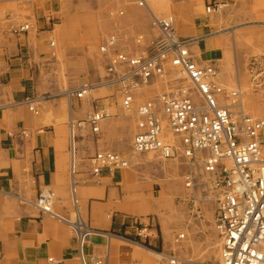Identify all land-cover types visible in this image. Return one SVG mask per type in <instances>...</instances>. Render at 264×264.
I'll use <instances>...</instances> for the list:
<instances>
[{"label": "crops", "instance_id": "0c3cea01", "mask_svg": "<svg viewBox=\"0 0 264 264\" xmlns=\"http://www.w3.org/2000/svg\"><path fill=\"white\" fill-rule=\"evenodd\" d=\"M215 2L221 6L205 13ZM176 7L185 11L176 19L177 34L194 39L195 60L212 64L224 85L245 88L252 112L264 116L262 74L250 65L264 55V0H187ZM29 23L16 31L11 19L0 20V264H84L82 257L91 264L90 254L107 256L108 264H145L149 251L169 248L181 225V188H156L162 166L157 173L145 168L147 179L131 167L91 172L96 151L129 147L134 118L118 97L102 96L104 86L78 97L98 76L88 72L85 57L79 68L67 59L62 72L64 38L48 18ZM94 101L110 113L98 132L79 125ZM44 187L57 216L36 204ZM77 214L94 230L81 251L67 221Z\"/></svg>", "mask_w": 264, "mask_h": 264}, {"label": "built area", "instance_id": "2783aa9c", "mask_svg": "<svg viewBox=\"0 0 264 264\" xmlns=\"http://www.w3.org/2000/svg\"><path fill=\"white\" fill-rule=\"evenodd\" d=\"M144 1L137 0L139 5ZM220 6L219 2L209 3L206 12ZM151 17L161 34L149 50L129 53L119 46L115 35L100 44V50L108 55L101 84L116 86L126 108L135 101L137 89L162 77L168 64L185 81L135 107L136 130L130 149L134 153L155 152L162 158L183 156L209 175L210 187L217 191L214 225L221 244L220 258L214 264H264V117L245 113L240 86L225 87L212 64L195 60L190 51L194 39L177 35L173 15ZM29 28L30 23L25 22L14 30ZM250 65L259 77L262 74L264 83V55L252 57ZM95 85H83L77 96ZM108 115V108L95 101L94 110L79 125L87 123L98 132L100 121ZM165 128L178 137L177 142L164 139ZM89 162L94 175L128 165L126 156L113 150H98ZM193 179L186 176V185H193ZM36 204L42 212L57 216L48 187L39 191ZM67 221L81 251L94 230L78 214ZM82 260L87 264L84 257ZM90 260L91 264H108L107 256L90 254Z\"/></svg>", "mask_w": 264, "mask_h": 264}, {"label": "rangeland", "instance_id": "374dc122", "mask_svg": "<svg viewBox=\"0 0 264 264\" xmlns=\"http://www.w3.org/2000/svg\"><path fill=\"white\" fill-rule=\"evenodd\" d=\"M184 1L187 0H145L143 5H139L137 0H0V20L11 19L15 23V28L18 27L16 25L18 22L23 24L48 18L49 28H54V32L65 40L58 54V59L63 63L62 72L68 68V65L66 67L64 65L67 59H70V67L74 63L76 68H79V57H85L86 64L88 68L90 67L88 72H93L99 78L98 81L88 84H96L92 90L104 86L102 96L119 98L123 109L134 118L135 132L137 121L135 107L145 100H156L161 92L171 89L183 80L179 79L180 76H177L174 68L168 64L162 77L151 79L137 89L135 101L126 108L122 104L121 93L116 86L101 84L105 77L108 55L100 50V44L109 35H115L119 46L129 53L149 50L161 34L159 28L152 24L151 15L157 17L173 15L176 27V19H182L185 13L183 8H177L176 5ZM204 9L207 13L206 8ZM99 72L103 75L102 79ZM91 91L84 94H90ZM245 92L243 88L241 104L244 112L256 118L264 117L252 112L256 106L246 98ZM235 111H238V108L235 107ZM132 136L133 134L129 147L124 151H118L126 156L128 160L126 167L133 168L136 173L142 174L143 178L147 179L145 168L148 167V170L157 173L162 166V173L159 176L154 175L157 176L156 179L153 178L156 188L162 185L167 188V192L178 191L181 188L180 195L176 199V204L182 207L181 225L175 229L169 248L165 251H157L161 253L160 257L150 251L147 252L150 256L148 258L152 259L151 264H170L166 255L176 258V264L216 263L220 257L219 237L214 225L217 191L210 187L209 175L204 174L197 164H193L183 156L162 158L155 152H132L130 149ZM164 139L168 142L178 141V137L166 128ZM133 163L135 165L132 167ZM188 175L194 176L191 186L186 185Z\"/></svg>", "mask_w": 264, "mask_h": 264}, {"label": "bare ground", "instance_id": "6f19581e", "mask_svg": "<svg viewBox=\"0 0 264 264\" xmlns=\"http://www.w3.org/2000/svg\"><path fill=\"white\" fill-rule=\"evenodd\" d=\"M144 4V3H143ZM142 4V5H143ZM148 6V5H147ZM70 161V160H69ZM219 245H221L220 244V239H219ZM152 253V252H151ZM156 254H154V255H159V257L161 256V253H157V252H155ZM166 258L167 259H169V262H170V264H176V258H173V257H171V256H168V255H166ZM220 258V257H219ZM184 261V260H183ZM143 262L145 263V264H151L152 263V259H150V258H143Z\"/></svg>", "mask_w": 264, "mask_h": 264}]
</instances>
